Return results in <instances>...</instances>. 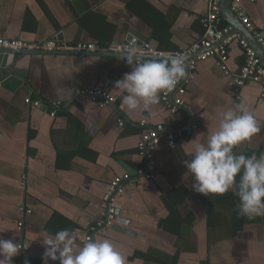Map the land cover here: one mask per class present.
Returning <instances> with one entry per match:
<instances>
[{"label":"crops","instance_id":"obj_1","mask_svg":"<svg viewBox=\"0 0 264 264\" xmlns=\"http://www.w3.org/2000/svg\"><path fill=\"white\" fill-rule=\"evenodd\" d=\"M240 9L264 35V0H244ZM207 14L208 0H0V39L102 48L135 39L136 45L179 53L214 33L203 27ZM225 18L220 15L217 28L241 36ZM61 53L15 54L3 66L0 61V237L30 245L21 264H43L45 233L67 228L86 243L110 182L124 174L134 183L118 200L119 220L96 239L112 241L128 264H264V216L240 215L232 191L195 192L183 163L195 147L188 142L200 134L196 142H206L220 113L239 105L255 115L261 131L234 151L264 153L260 85L233 83L245 60L238 42L229 44L230 76L214 59L197 63L184 97L191 113L175 114L160 99L148 111L122 105L126 93L114 85L131 68L120 57ZM89 89L115 97V106L100 109L76 94ZM26 98L43 106H29ZM54 103L59 107L51 117ZM156 126L176 134L177 148L169 150L161 139L153 152L154 178L146 180L138 175L144 158L137 143L146 128ZM17 204L32 211L22 234Z\"/></svg>","mask_w":264,"mask_h":264},{"label":"clouds","instance_id":"obj_2","mask_svg":"<svg viewBox=\"0 0 264 264\" xmlns=\"http://www.w3.org/2000/svg\"><path fill=\"white\" fill-rule=\"evenodd\" d=\"M119 57L131 71L116 81L114 89L126 93L122 105L129 111L159 103L160 94L171 91L185 76V62L177 55L165 54L162 59L141 60L133 39ZM261 126L255 115L243 105L220 113L215 131L206 142L197 143L198 137L188 143L195 144L191 159L185 160L187 173H191L195 192L205 196L224 195L229 191L238 197L239 214L249 218L264 216V153L257 156L237 154L234 150L249 142ZM187 143V144H188ZM43 264H128L127 258L109 239L89 240L79 244L72 230L62 229L54 235L45 233L40 241ZM30 245H21L13 239L0 237V264H13V259Z\"/></svg>","mask_w":264,"mask_h":264},{"label":"built area","instance_id":"obj_3","mask_svg":"<svg viewBox=\"0 0 264 264\" xmlns=\"http://www.w3.org/2000/svg\"><path fill=\"white\" fill-rule=\"evenodd\" d=\"M244 0H233V4L230 7V11L234 13L235 17L243 25V27L249 31L256 39L257 43L264 50V35L259 32L255 24L243 13L240 9V3ZM255 2L256 0H248ZM220 3L221 0H208V14L202 20L203 27L208 32L210 29H215L211 35L207 34L205 38L198 43L190 45L186 50L179 53H164L154 49L149 43L142 45H136L137 53L139 57H159L164 58L165 54H173L179 56L185 62V76L178 81L176 86L171 91L161 93L160 101L168 109L171 114L177 113V111H186L191 113V107L185 100L186 86L189 85L193 79V72L198 62L205 61L207 59H214L216 65L221 70L224 76H230V70L227 65L228 61V49L229 44L235 39L238 45L242 48L244 53V65L240 68L238 73L233 78V83L236 87L241 88L248 83H255L260 85V96L264 98V66L261 60L255 53L254 49L249 43L238 35H231V28H217L220 17ZM130 42L118 43L109 45L105 48L97 46L92 43L78 42L73 45H66L58 43L56 40L46 41L41 45H31L21 40H7L0 39V49L7 50H41L48 52H75V53H114L119 55L124 47ZM77 95H85L91 100L97 103L100 109L108 106H115L116 98L97 89H89L83 91H76ZM25 104L34 108H41L42 102L39 100L25 99ZM53 111L50 113L51 117L56 115V109L59 107V103L52 105ZM146 122L141 121V125L145 126ZM119 125H122V121H119ZM164 138L169 150H175L177 148V136L172 132H167L162 126H156L153 128H146L139 136L137 143L138 154L144 158V163L138 171V175L146 180L154 178V159L153 152L160 144L161 139ZM134 183L133 179L127 175L117 176L109 184L106 193L101 199L102 215L100 219L89 230L85 237V241L96 239V235L102 234L104 231L110 230L119 220L118 216V200L124 195L126 187ZM16 210L19 215L17 222V231L22 234L25 224V219L32 214V211L23 204H17ZM23 249L26 241L20 240L18 242ZM22 250L21 254L17 256L18 264L22 263V256L27 252Z\"/></svg>","mask_w":264,"mask_h":264},{"label":"water","instance_id":"obj_4","mask_svg":"<svg viewBox=\"0 0 264 264\" xmlns=\"http://www.w3.org/2000/svg\"><path fill=\"white\" fill-rule=\"evenodd\" d=\"M233 0H221L220 3V15L221 17L225 18L228 23L231 25L232 27V31H241V37L243 39H245L249 45L254 49L255 53L257 54V56L259 57V59L261 60L262 65L264 66V50L262 49V47L257 43L256 39L253 37V35L247 31L243 25L239 22V20L235 17L234 13H232L230 11V4ZM56 53H60V52H48V51H41V50H18V51H13V50H7V49H0V61H2V66L6 63L7 59L9 56H14L15 54H25V55H31V54H56ZM61 54H83V55H94L91 53H75V52H64ZM96 55V54H95ZM99 56H104V57H108V56H114V57H119V55H115L113 53H101L99 54ZM141 59L144 57H140ZM160 59L159 57H155ZM118 214H119V210H118Z\"/></svg>","mask_w":264,"mask_h":264}]
</instances>
